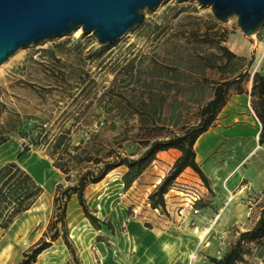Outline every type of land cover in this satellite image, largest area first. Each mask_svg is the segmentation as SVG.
Here are the masks:
<instances>
[{"label": "rangeland", "instance_id": "374dc122", "mask_svg": "<svg viewBox=\"0 0 264 264\" xmlns=\"http://www.w3.org/2000/svg\"><path fill=\"white\" fill-rule=\"evenodd\" d=\"M143 14V23L112 45H99L91 34L75 37L71 33L15 52L0 65V125L4 131L14 121L33 130L44 124L50 136L70 129L74 145L99 131L104 152L121 146L123 156L136 158L145 148L140 141L151 131L168 137L196 126L200 109L211 99L215 85L233 79L230 69H236L243 77L233 82L229 93L251 88L252 75L260 71L264 61V26L252 37L247 36L237 26L235 17L219 21L209 7L192 1L164 2L155 9H145ZM221 47L242 60L237 63L232 59L226 64ZM217 65L225 68L221 71ZM23 143L16 132L9 133V139L0 145V167L10 162L18 164L43 191L8 229H0V264H15L31 246L43 238L48 240L54 231L49 226L54 216L56 187L70 184L53 167L42 142L30 145L26 153L17 157ZM246 154L244 150L233 151L234 163ZM158 159L156 155L155 160ZM249 159L250 156L242 163L245 166L235 178L243 175L245 181L231 202L244 208L247 215L235 212L229 216L227 211V215L222 213L225 219L221 216L218 225L211 226L204 215H213V211L205 210L198 217L196 230V224L179 222L167 211H155L149 206L148 195L169 170H162L164 177L155 186L140 184L143 172L130 187L124 188L121 177L127 169L121 166L84 190L88 210L99 220L98 229L85 218L73 195L66 207L70 248L62 238L57 240L69 253V264H79L74 241L95 235L96 242L109 245L110 240L125 234L129 220H139L149 228L161 224L167 227L165 232L183 234L192 243L193 263L206 259L213 263L229 251L240 233L255 225L264 206V159L262 155ZM255 161L261 165L253 169ZM232 165L224 164L220 174H226ZM192 177L184 174L174 183L179 187L200 182ZM172 203L177 204L178 200ZM230 217L241 219L230 222ZM165 218L170 225L164 224ZM203 228L210 229L206 236L212 232L206 247L200 241ZM34 233L39 235L38 240L26 246ZM261 249L255 241L244 242L242 254L234 264H264V255H259ZM42 253L36 257V264L43 260Z\"/></svg>", "mask_w": 264, "mask_h": 264}, {"label": "trees", "instance_id": "16d2710c", "mask_svg": "<svg viewBox=\"0 0 264 264\" xmlns=\"http://www.w3.org/2000/svg\"><path fill=\"white\" fill-rule=\"evenodd\" d=\"M220 49L225 55L226 64L232 59H235L237 63L242 60L241 57H237L226 47ZM216 68L222 71L225 67L217 65ZM235 73L236 69H230L229 74L233 75V79L224 80L215 85L211 99L200 109V120L196 126L168 137H160L151 131L146 139L140 141V144L144 145L145 148L136 158L123 156L119 151L121 146H117L118 149L111 148L104 152L99 139V131L91 133L87 140L74 145L70 129H61L50 136L44 124L38 125L36 131L21 126L19 121L12 122L5 131L4 127L0 125V145L9 139V133L16 132L25 141L22 144V150L17 155L20 157L30 149V145H37L42 142L46 146L45 151L52 160L53 167L65 176L66 181L70 182L64 188L62 185L56 187L53 197L54 216L49 226L54 227V231L49 235L48 240L43 238L31 246L23 253L22 259L15 264H36V257L51 247L52 242L58 238H62L63 242L70 248L66 229V207L73 195L76 196L85 218L98 229L99 220L88 210L83 196L84 190L88 185L100 182L108 173L118 167L124 166L127 169L121 180L123 187L128 188L155 160L158 152L170 148L180 152V156L175 160L169 172L160 181L156 189L148 195L150 208L163 213H166L164 195L185 168L193 170L203 184L207 185L206 177L195 162L193 145L196 139L213 125L219 111L228 99L233 82L237 83L242 79L243 74ZM240 92L242 91L239 90L236 93ZM249 96L251 108L261 125L259 144L262 145L264 144V61L260 71L254 72L252 75ZM42 191V187L18 164L10 162L1 166L0 229H8L15 219L28 211L42 194ZM57 225L62 229L58 230ZM263 240L264 206L260 210V216L255 225L250 230L240 233L229 251L221 259H214L212 262L214 264H234L242 254L244 242L255 241L259 243L260 247L263 248L259 252V255L262 256L264 255Z\"/></svg>", "mask_w": 264, "mask_h": 264}, {"label": "crops", "instance_id": "0c3cea01", "mask_svg": "<svg viewBox=\"0 0 264 264\" xmlns=\"http://www.w3.org/2000/svg\"><path fill=\"white\" fill-rule=\"evenodd\" d=\"M249 93L250 87L240 93H229L228 99L219 111L213 125L202 133L193 145L195 162L207 179V185L204 187L210 193L209 206H203L198 215L189 214L187 218L183 219V222L191 220L196 224V230H198L200 220L198 217H202L205 210L211 211V213L213 211V215L207 213L204 215L205 220L209 218L207 221L211 226L218 225V219L222 213L227 215V211H230L229 216L234 215L235 212L248 214L244 208L236 207L231 202L233 198L237 197L239 188L245 181L242 178L243 175L235 180L238 171L245 166L242 163L249 156V160L252 161L260 155L264 159V144H259L261 125L251 108ZM237 150H244L247 154L243 159L234 163L233 151ZM179 156L180 152L174 148L158 152L157 158L159 159L154 160L139 177L140 184L146 186L158 184L164 177L162 170L164 168H166V172L170 170ZM226 163H233V165L230 166V170L226 174L221 175ZM253 164H257L253 169L261 165L259 161H255ZM184 174H191L193 175L192 179L202 182L190 168H185L177 180ZM173 200H167L165 208L169 217L173 215L178 221L179 219L172 211L176 206L172 203ZM217 211L218 213H216ZM225 218L222 216V219ZM240 219L230 217L229 220L237 222ZM163 222L165 225H170L168 219ZM165 228L167 227L161 224H158V227L149 228L139 220H129L126 224L125 234L118 239L110 240L109 245L100 241L96 242L95 235L93 238H80L79 242L74 241L78 248L77 260L79 264H192V253L190 252L192 243L189 244L190 241L183 234L165 232ZM208 229L203 228L200 241L206 237ZM210 235L212 232L208 236ZM38 238L39 235L34 233L26 246L32 245ZM42 254L43 260L40 264L70 263L69 253L58 240L53 242L51 247L44 250ZM193 264L213 263L206 259Z\"/></svg>", "mask_w": 264, "mask_h": 264}, {"label": "water", "instance_id": "95a60500", "mask_svg": "<svg viewBox=\"0 0 264 264\" xmlns=\"http://www.w3.org/2000/svg\"><path fill=\"white\" fill-rule=\"evenodd\" d=\"M168 1L209 7L222 22L235 17L247 36L264 26V0H0V65L15 52L80 27L99 45H112L144 21L143 11Z\"/></svg>", "mask_w": 264, "mask_h": 264}, {"label": "built area", "instance_id": "2783aa9c", "mask_svg": "<svg viewBox=\"0 0 264 264\" xmlns=\"http://www.w3.org/2000/svg\"><path fill=\"white\" fill-rule=\"evenodd\" d=\"M170 199H174L173 202L178 200L174 213L179 219L178 221L183 222V219L188 217L187 215L190 214L195 216L199 214L200 209H202L204 205L208 204L210 200V193L204 187V184L200 182L190 186L180 185L179 187L173 183L164 195L165 202ZM155 211H157V209H155ZM189 222L190 225H194L191 220ZM209 231L210 229L206 232V234H208ZM201 242L202 246H208V236H206ZM194 258L195 254H192L191 261Z\"/></svg>", "mask_w": 264, "mask_h": 264}, {"label": "bare ground", "instance_id": "6f19581e", "mask_svg": "<svg viewBox=\"0 0 264 264\" xmlns=\"http://www.w3.org/2000/svg\"><path fill=\"white\" fill-rule=\"evenodd\" d=\"M132 31V29L129 31V32H127L124 36H122L120 39H119V41L120 40H122L123 38H125L130 32ZM82 34V31H81V29H80V27H78V28H76L73 32H72V35L73 36H75V37H77V36H80ZM253 35H251V37H252ZM251 152H253V151H251ZM250 152V153H251ZM74 200V199H73ZM42 201V200H41ZM69 205V204H68ZM69 207V206H68ZM75 207V206H74ZM78 207V206H77ZM71 216V215H70ZM73 217V216H72ZM202 236V235H201Z\"/></svg>", "mask_w": 264, "mask_h": 264}]
</instances>
